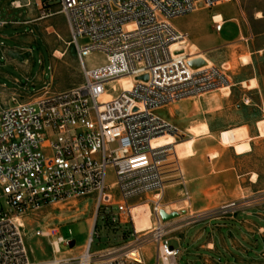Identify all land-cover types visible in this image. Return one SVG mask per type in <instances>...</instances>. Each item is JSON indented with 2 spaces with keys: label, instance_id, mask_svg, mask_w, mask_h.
I'll list each match as a JSON object with an SVG mask.
<instances>
[{
  "label": "built area",
  "instance_id": "built-area-1",
  "mask_svg": "<svg viewBox=\"0 0 264 264\" xmlns=\"http://www.w3.org/2000/svg\"><path fill=\"white\" fill-rule=\"evenodd\" d=\"M229 1L56 0L83 83L57 94L44 90L25 103H0V264H34L25 244L24 217L53 206L69 207L88 196L95 202L94 222L72 264H146L142 250L147 247L154 264H178L181 250L170 246L168 236L178 228L177 219L164 221L159 209L165 151L153 149L151 143L165 134L177 137L179 130L157 111L230 90L231 81L224 65L191 69L187 55L172 50L189 37L170 22ZM211 19L220 32L225 21ZM92 52L104 59L102 65L88 68L85 59ZM120 79L131 86L116 93L114 83ZM105 93L112 99L102 100ZM109 169L115 178L110 186L105 183ZM178 176L186 185L180 169ZM184 197L189 203L187 192ZM142 203L149 204L153 221L147 235L135 230L132 219L133 208ZM249 204L245 198L233 200L183 222L232 217ZM98 216L112 228L128 224V241L91 252ZM35 236L53 239L54 253L73 243L56 229L36 231Z\"/></svg>",
  "mask_w": 264,
  "mask_h": 264
},
{
  "label": "rangeland",
  "instance_id": "rangeland-1",
  "mask_svg": "<svg viewBox=\"0 0 264 264\" xmlns=\"http://www.w3.org/2000/svg\"><path fill=\"white\" fill-rule=\"evenodd\" d=\"M5 1L0 0V22H12L8 27L13 30H1L0 27V85L3 86L0 87V92L12 93L13 91L7 92L5 89H15L20 93L10 95L8 101L13 98L19 100L22 96L28 99L38 97L43 89H47L49 93L54 94L81 85L83 77L80 73L79 63L75 57L73 46L68 45L69 34L68 31H65L66 22L59 13V5H57L56 0H42L41 5L45 15L38 12L32 13L29 18L23 21H30L29 28L16 23L21 22L23 19L18 16V13L24 15L25 11L12 10L8 12V8L4 6ZM48 2L50 3L48 4ZM232 2L233 0L220 3L212 9H198L188 15L172 19L170 23L177 32L186 33L189 37L186 42V49L183 51L185 55L191 56L190 47L195 46L196 49L193 54L196 56L202 55L199 57L205 58L209 65L208 68L212 65L217 67L224 65V68L228 69V75L233 85L241 75L246 77L250 74L248 69L242 68L238 63L239 59L246 58L247 65L249 55L247 53L244 56L238 54L241 42L224 43V41L234 39L239 30L242 33L247 29L262 31L264 22L262 24H254L249 21L241 23L239 20L237 24L230 21L231 17H234L233 14L238 12L236 9L232 10ZM33 7L36 8L35 5ZM54 10L59 15L53 18L52 23H54L57 30L53 32L47 28L48 24L44 25L43 22L54 14ZM219 14L225 18L226 24L217 33L211 18L214 15L219 16ZM57 47L65 52L61 60L53 56V49ZM2 49L10 50L9 54L4 56ZM103 59L102 54L92 52L86 57L85 63L88 68H93L102 65ZM24 60H27V63H23ZM252 62L262 92L264 107V53L254 56ZM244 83H242L243 87ZM108 97L112 98V95L105 93L103 99ZM226 100L221 91L211 92L201 97L175 102V104L165 106L157 111L160 116L179 130L177 137L166 134L162 136H171L174 142L172 145L163 147L165 154L160 163L162 164L165 185L162 204H159V209L177 214L176 219L178 220L176 223H179L181 218L194 215L195 200L200 197L216 200L213 206L202 210L205 211L233 200H240L243 196L241 195L240 184L235 176L231 180H226L222 187L209 188L210 193L202 195L198 194V188H194L193 181L186 178L182 162L187 158L198 160L195 168H207L212 171L214 168L213 159L218 157L216 150L209 149L213 145H217L229 155L233 154V150L237 155L246 154L252 148V152L248 154L246 159H239L238 161L245 167L257 166L262 179L260 184L264 188V114L254 106L237 110L234 106L229 105L227 107L223 106V109L219 112L213 111L212 108H215V105L221 106V103L226 102ZM184 101L188 102L183 103ZM194 104H196V107H193ZM251 104H257L261 107L259 95L252 97ZM241 123L248 124L251 127L252 135H257V138H259V140L252 142V147L249 144L251 136L248 129L244 126L237 127ZM209 131L211 132V138L202 139L200 143L198 142L194 146V143L201 139V136L208 135ZM220 131L222 132L218 137ZM210 156H214V158L211 160L209 159ZM178 169L181 170L186 185H181L178 181ZM114 180L113 170L109 169L105 183L110 186ZM184 192L188 193L189 203L184 199ZM109 193L117 198L116 189H111ZM244 196L246 195L244 194ZM94 203L93 198L88 196L85 199L74 201L69 207L53 206L50 209L24 217L25 244L29 257L34 264H56L55 262H58V264H72L74 262L88 242L92 221H89V219L94 213ZM97 219L95 233L98 237L92 234L91 252L116 248L128 241L127 230L130 229L128 224L124 228L121 226L112 228L108 225L106 219H102L100 216ZM132 219L137 232L151 229L153 221L149 204L142 203L137 206L133 211ZM195 225V223H192L188 226ZM201 225L198 224L190 229L187 238H181V240L179 239L182 229L179 226L176 231L168 234L172 238L170 246L181 250L178 264H186L189 260L190 256L186 252L188 238L193 237ZM52 229L58 230L59 235L69 242L72 241L73 245L71 244L70 248L60 246V252L54 253L53 239L35 236L36 231L48 232ZM257 241L259 246L256 251L258 252L264 245L259 238H257ZM149 249L150 247L144 248L142 254L146 264H154L155 260L153 254L149 253ZM252 256L258 257L259 254L253 253Z\"/></svg>",
  "mask_w": 264,
  "mask_h": 264
},
{
  "label": "crops",
  "instance_id": "crops-1",
  "mask_svg": "<svg viewBox=\"0 0 264 264\" xmlns=\"http://www.w3.org/2000/svg\"><path fill=\"white\" fill-rule=\"evenodd\" d=\"M41 2L42 0H6L4 2V6L8 8V12L12 10L25 11L24 15L18 13V16L22 17L23 19L21 22L16 23L22 24L23 27L29 28L28 25L31 24L30 21H23L26 18H29L32 13L38 12L39 14L45 15V11L42 10ZM49 3L50 2H48V4ZM34 5L36 6V8L33 7ZM231 7L232 10L236 9L238 10V12L233 14L234 17H231L230 21H234L237 24L239 20L241 21V23L249 21L250 23L254 24H262L264 22V0H233ZM57 15L59 14L54 10V14L52 16H49L47 21L43 22L44 25L48 24L47 28L51 29L53 32L56 29L52 21L53 18ZM219 15L221 19H225L221 14ZM224 21L226 24V20ZM11 23L12 22L10 21H1V30H13L8 27L9 25H11ZM4 26L7 27L4 28ZM65 31H68L67 24ZM243 33L239 30L234 39H227L226 41H223L224 43L231 41L241 42L240 52L238 54H240V56H244L245 53L249 55V63L246 66L241 67L248 69L250 74L246 77L241 75V77L237 78L236 83H234L233 85L231 84L230 95L226 97V102H222L221 106L219 105L218 109L213 108L214 112L221 111L223 109V106L227 107L231 105L234 106V108H236L237 110H244L249 106H254L258 108L262 114H264L262 92L259 87V81L254 72L255 69L252 62L254 56L262 55L264 53V29L262 31L247 29ZM56 50L65 55V52H62V50H60L58 47L54 48L53 52ZM9 52L10 50L2 49V53L4 54V56H7ZM23 63H27V60H24ZM250 80H253L255 82V88H244L242 86V83ZM14 82L17 83L16 81ZM0 87L3 86L0 85ZM68 89L70 88H67L66 90ZM44 90L47 89H43V91ZM5 91L13 92L6 94L0 92V103L4 107L10 106L13 99L21 103L29 102L31 101V99H33H28L22 96L19 100L13 98L8 101L10 95L17 93L18 91H16L15 89H5ZM255 95H259V102L262 108L257 104L250 105V101ZM246 100L248 102L247 104H244ZM241 126H244L248 129V133L251 136V139L248 138L251 140L249 141V144L252 147V142L254 140H259V138H257V135H252L251 127L248 126V124L246 125L244 123H241L237 127ZM221 132L222 131L218 132V137ZM206 138H211L210 131L208 135L201 136V139L197 140L194 143V146L196 143H200L202 139ZM209 149H214L218 153V157L213 159L214 168L212 169V171L207 168H195L198 164V160H191L187 158L182 162L186 178L189 181H193L194 188H198V194L202 195L204 193L209 194V188L215 187L216 189V187H222L226 180H231V178L235 176L236 180H238L237 182L240 184V190L242 193L241 195H243L242 198L247 199L250 204L248 207L238 210L235 214L232 215V217H219L197 222L196 225H202L196 230L193 237L188 238L186 252L190 256V258L186 262V264H264V247L258 252L256 251L259 246L257 238H259L264 245V188L260 184L262 181V179L260 178V171L257 169V166L245 167L242 166L241 162L238 161L239 159H246L248 154L252 152V148L248 151V153L242 155L235 154L234 150L233 154L229 155L225 150L221 149L217 145H213L212 147H209ZM244 194L246 196H244ZM215 202V199L211 200L206 197H200L196 199L194 216L217 208L213 207L212 209L202 211L209 206H213ZM94 216L95 212L93 213L89 221L94 219ZM187 218V216L181 218L179 220L180 222L177 224V226L182 229L179 240H181V238H187L188 231L196 226L184 225L183 221H186ZM253 253H257L259 254V256L253 257Z\"/></svg>",
  "mask_w": 264,
  "mask_h": 264
},
{
  "label": "bare ground",
  "instance_id": "bare-ground-1",
  "mask_svg": "<svg viewBox=\"0 0 264 264\" xmlns=\"http://www.w3.org/2000/svg\"><path fill=\"white\" fill-rule=\"evenodd\" d=\"M213 19L215 21H221L220 15L219 16L214 15ZM185 49H186V42H184L183 46H181L180 44H174L173 47H172V50H174L176 52H183V51H185ZM195 49H196L195 46L192 45L190 47V51H192V53H191L192 55L190 56V55L186 54L187 57H188L189 67L191 69H198V70H202L204 68H208L209 65H208L207 61L205 60V58L204 57H199V56H202V55H197L196 56V55L193 54V51ZM53 56L56 59L61 60L62 57H63V54L56 50V51L53 52ZM238 63L241 66L246 65L247 59L246 58H241V59H239ZM243 85H244L245 88H248V89L255 88V83L253 81H248V82L244 83ZM130 86H131V84L126 79H120V81H116L114 83V87H115L116 93H119L121 90H128L130 88ZM221 92L223 93V95L225 97H228L230 95V90L227 89V88L221 89ZM104 95L105 94L102 95V100L109 101L110 99H112L110 97H108L106 99H103ZM185 102H188V101H184L183 103H185ZM193 107H196V104H194ZM218 107H219L218 104L215 105V109L218 108ZM166 135H170V134H166ZM162 136H158L156 139H154L152 141L151 146L153 147V149H156V150L158 148L163 149V147H166V146H169V145L173 144V142H174L173 137H171V136L162 137ZM212 158H214V156H210L209 157V159H211V160H212ZM138 206H140V205H138ZM136 207L137 206H135L133 208V211H134V209ZM133 211H132V215H133ZM93 222H94V220L92 219L90 226L93 224ZM142 232H145L144 235H147L148 233H150V229L146 230V231H142ZM142 232H139V233H142ZM55 263L58 264V262H55Z\"/></svg>",
  "mask_w": 264,
  "mask_h": 264
},
{
  "label": "water",
  "instance_id": "water-1",
  "mask_svg": "<svg viewBox=\"0 0 264 264\" xmlns=\"http://www.w3.org/2000/svg\"><path fill=\"white\" fill-rule=\"evenodd\" d=\"M160 217L164 220V221H169V220H173L177 218V214L175 213H171V214H165V212H160ZM73 245V243H72Z\"/></svg>",
  "mask_w": 264,
  "mask_h": 264
}]
</instances>
